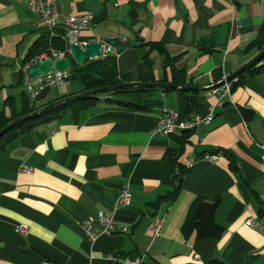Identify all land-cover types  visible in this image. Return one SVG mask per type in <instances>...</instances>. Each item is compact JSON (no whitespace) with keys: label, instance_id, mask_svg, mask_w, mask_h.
<instances>
[{"label":"crops","instance_id":"1","mask_svg":"<svg viewBox=\"0 0 264 264\" xmlns=\"http://www.w3.org/2000/svg\"><path fill=\"white\" fill-rule=\"evenodd\" d=\"M57 10L60 15L93 14L83 39L118 37L130 45L119 55L114 52L119 75L138 82V65L148 51L140 45L159 43L196 87L219 83L255 57L259 51L249 45L264 24V0H75L59 2ZM243 19L251 23L245 33L239 28ZM227 23L225 47H196L212 41L213 28ZM45 34L27 0H0V108L10 98L21 110L26 93L21 68ZM150 57L156 80L171 83L170 70L161 65L163 55L154 51ZM236 82L227 95L196 92L189 113L179 91L113 95L110 101L100 99L38 123L0 148V264H131L134 259L141 264H209L213 258L264 264V232L244 224L250 217L264 221V70ZM57 88L59 94L49 89L36 104L82 90L72 91L70 83ZM241 108L250 117L243 118ZM163 109L181 119L213 115L209 124L192 131L178 158L180 165L189 158L195 162L172 200L164 197L179 178L165 152L178 146L175 136L155 133ZM206 154L217 161L203 159ZM125 184L131 193L128 207L117 204ZM198 197L220 199L214 216L224 230L220 239L183 234L189 206ZM99 212L114 216L127 233H119L117 226L112 235L89 241L82 223ZM154 220H162L157 238L150 232ZM19 225L27 226L25 234L16 230ZM111 255L117 260L109 261Z\"/></svg>","mask_w":264,"mask_h":264},{"label":"trees","instance_id":"2","mask_svg":"<svg viewBox=\"0 0 264 264\" xmlns=\"http://www.w3.org/2000/svg\"><path fill=\"white\" fill-rule=\"evenodd\" d=\"M140 46L148 48V51L138 65L137 81L139 83H155V82L167 83L165 79L156 80L154 75V61L150 57V55L152 52L157 51L163 55V60L161 63L163 69L164 70L169 69L172 74V81H171L172 84H178V85L191 84L186 79L185 71L183 69L177 70L174 67L177 58L169 57L166 50L161 44L144 43L141 44ZM249 46H255L259 52L264 49V24L257 31L254 40L250 43ZM50 47H53L56 50H63L64 44L60 40H55L54 42L50 43L49 39L47 38V34H45L40 41L35 43L30 53L26 57L24 61L25 62L24 65L28 63L30 60H32L35 56L47 52ZM67 59L69 60L70 63L69 79L70 81H77L79 84L82 85V90L80 91V93L87 90L122 85L132 82L130 76L119 75L116 66V56L114 55L106 59H95V60L86 61L82 65L76 64L71 59V57H68ZM260 70H264V63L254 66L252 69L246 71L244 74L239 76L237 78V82L234 85L236 86L238 80H240V78H244L246 74L251 75ZM150 90L153 89H132L126 91H116V92L101 94L97 96L84 97L80 100H75L63 105H59L55 108H52L42 113L35 119L28 120L22 123L20 126H16L10 129L6 134H4L0 138V148H3L11 141L16 140L19 136L30 132L36 124L51 121L65 114L66 112L72 114L82 109H85L87 106H89V104L102 99V97L105 95L110 97L122 93L145 92ZM160 91L166 93L169 91H179V90H160ZM46 92H48V90L42 92L34 100H31L29 96L26 95V93L23 94L21 98L22 108L19 111L15 107L14 100L7 98L4 101L2 107L0 108V130L3 129L6 125H8L10 122L18 118L31 114L50 103L71 96V95L60 96L59 98L53 99L52 101L37 105L36 103L44 97ZM179 92L183 96V100L186 105V112L189 113L195 106L194 98L192 95L195 94L196 92H185V91H179ZM107 100L110 101V99ZM116 105L129 107L137 110L142 109L141 107L128 103L117 102ZM240 113L243 116V118H248L251 115V112L249 110L243 108L240 109ZM191 133L192 131L175 134L174 141L177 143L178 147L175 149H168L165 152V158L172 165L175 171V178L178 177L179 182L177 183V185L173 186V189L164 198H168L171 200L174 199L181 189L182 180L185 174L187 173L188 168L186 165L178 164V158L183 153L185 146L189 144ZM229 169L235 172L236 166L234 164H231L229 166ZM219 205H220L219 198L215 199L212 202H207L199 197L195 198L193 202L190 204L186 218L184 220V223L182 224L181 230L185 235V237L189 236L191 233H194L196 240H202L206 238L220 239L223 236L224 230L221 227L217 226L214 222V216ZM209 264H227V263L219 258H213L211 259Z\"/></svg>","mask_w":264,"mask_h":264},{"label":"built area","instance_id":"3","mask_svg":"<svg viewBox=\"0 0 264 264\" xmlns=\"http://www.w3.org/2000/svg\"><path fill=\"white\" fill-rule=\"evenodd\" d=\"M75 0H27L28 9L37 15L39 25L45 29L48 34L49 42L52 43L55 40H60L64 44L63 50H56L50 47L47 52L41 53L35 56L32 60L22 66L21 68V83L25 92L30 99H36L42 92L52 88L66 86L70 82L69 70L63 72L52 71L47 74H42L40 77L31 79L27 73V68L35 63H39L45 60H52L53 62L59 59L71 57V46H79L82 50L89 42H98L101 46V54L96 59H106L114 55L115 49L111 47L104 39H83L82 35L89 31L94 21V16L91 13L83 14H64L60 15L57 10V4L60 2H69ZM95 60V59H94ZM237 79L233 80L236 81ZM224 83L223 86L211 90V95L223 96L227 95L231 91V83ZM103 100L109 99L107 95L102 97ZM213 118L210 112L207 116L190 115L187 119H181L177 112L172 110L161 111L156 122L155 133L164 136L172 137L175 134L181 132L193 131L200 124H209ZM203 159L209 161H217V157L212 154H206ZM264 162V154L261 157ZM194 159L189 158L186 164L187 168H190ZM24 172L29 174L31 169L24 167ZM131 193L128 186L125 184L122 186L117 198V204L122 207H128L130 205ZM245 226L250 228L259 229L264 232V221L258 222L254 218H247L244 221ZM119 226L114 216L99 212L97 215H88L83 223L82 230L86 237L92 243L101 236H109L115 232V228ZM162 227V220H154L150 225V232L153 238H157L160 234ZM16 230L21 234L27 232V226L19 225ZM128 231V227L119 226V233L125 234ZM109 261H116L117 258L114 255L108 256ZM47 264V263H43ZM131 264H141L140 259H134Z\"/></svg>","mask_w":264,"mask_h":264},{"label":"water","instance_id":"4","mask_svg":"<svg viewBox=\"0 0 264 264\" xmlns=\"http://www.w3.org/2000/svg\"><path fill=\"white\" fill-rule=\"evenodd\" d=\"M250 21L248 19H243L239 21V28L243 33L248 32L250 30ZM231 29V24L227 23L218 27L213 28L212 30V41L196 43L197 48H214V47H225L227 43V39L229 37ZM106 43H108L111 47L115 49V53L119 55L122 53L123 49L129 48V44H124L123 40L118 37H111L104 39ZM101 46L98 42H89L82 50L79 46L72 45L71 46V59L78 65L84 64L86 61L94 60L98 58L101 54ZM264 60V49L261 50L255 57H253L249 62L243 65L240 69L233 72L229 76H227L224 80L220 81L217 84L210 85L209 87H196L192 85H178L172 83H139L132 82L126 83L122 85L110 86L97 88L93 90H87L78 94H74L53 103H50L35 112L25 115L21 118H18L8 125H6L3 129L0 130V138L6 134L10 129L20 126L22 123L37 118L42 113L55 108L59 105H63L75 100H80L84 97L89 96H97L101 94L116 92V91H126L132 89H159V90H179L185 92H204L211 91L217 89L224 85V83H230L233 80L237 79L239 76L244 74L246 71L252 69L254 66L258 64H262ZM70 69V63L67 58L59 59L56 61L45 60L39 63H35L27 68V73L31 79H35L40 77L42 74H47L52 71L63 72Z\"/></svg>","mask_w":264,"mask_h":264},{"label":"rangeland","instance_id":"5","mask_svg":"<svg viewBox=\"0 0 264 264\" xmlns=\"http://www.w3.org/2000/svg\"><path fill=\"white\" fill-rule=\"evenodd\" d=\"M69 83H70V89L72 91H75L77 89L79 90L82 88L81 85L77 81H70ZM59 91H60V88H57V87L50 89V93H53V94H59Z\"/></svg>","mask_w":264,"mask_h":264}]
</instances>
